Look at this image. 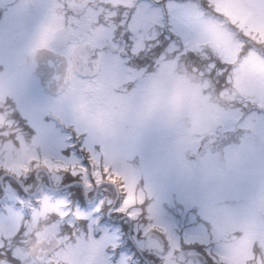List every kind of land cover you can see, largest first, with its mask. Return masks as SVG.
<instances>
[{"label": "rangeland", "instance_id": "374dc122", "mask_svg": "<svg viewBox=\"0 0 264 264\" xmlns=\"http://www.w3.org/2000/svg\"><path fill=\"white\" fill-rule=\"evenodd\" d=\"M210 1L233 22V32L227 30L229 27L221 20L214 19L196 8V4L180 3L183 5L178 15L183 26L185 25L184 28L186 27L183 29V39L188 49L201 51L212 48L209 45H213L215 52L219 49L225 59L237 63L241 59L238 52L243 51L244 44L255 41L264 45V12L251 4L243 5L241 0ZM255 1L264 8V0ZM56 23L60 28L63 27L61 19ZM145 25L149 28V25ZM140 32L143 33L141 28L138 29V35H141ZM43 34L45 38L41 37L39 44L48 45L45 28ZM1 37L3 38L2 35ZM69 37L75 38L74 35ZM212 39L214 44L210 43ZM203 41H207L205 43L208 45L203 44ZM59 47L66 56L69 54L70 48L64 44V38ZM16 55H20L19 61L23 63V56ZM171 56L162 58V63L148 76L143 70L137 72L125 69L122 61L117 62L118 66L116 63L107 62L104 63V70L112 77H108L107 81L101 80L98 75L95 76L96 79L89 81L74 74V78L79 79H73L65 88L51 93V104L56 107L59 119L69 126L65 131L71 132L75 128L74 135L83 133L86 137L85 143L92 154V163L99 166V171L92 169L95 176L93 183L106 179L104 172L107 165V177L119 181L116 183L120 194L115 203H119L122 194L126 192L127 198L123 206L132 216H137L141 202L152 196L161 185L170 187L169 178L177 182L181 194L183 191L188 193L181 177L190 174L194 178L197 166L199 169L194 181L205 190H209V187L224 186L223 189H226L228 194L236 196L235 193H241L248 198L264 192V57L255 52L243 56L231 76L232 90H225L221 94L220 103H211L209 96L204 93L207 81L199 77L192 79L178 68L179 73H175L172 67L175 59ZM85 61L86 52L76 53L75 63L88 70L89 67L83 65ZM11 64V69L15 72H22L24 66L16 67L14 63ZM118 70L119 76L123 77L120 82H123V90L120 94L111 87V81ZM1 79L0 166L3 170L14 173L20 185H25L30 192L34 191L35 195L30 198L38 197L40 202L31 221L27 223L24 246L18 249V255L23 258L31 245L46 233L54 232L62 244L47 259L48 264H107L103 246L109 242V238L94 240L83 232L78 235L74 232L73 236L76 238L69 240L61 234L63 224L57 218V214L63 215L68 211L61 201L69 200V195L55 198L48 192H42L41 187L47 183V178H50L54 187H60L63 180H69L64 176L65 168L69 171L84 172L79 159L60 156L51 147L45 149L40 142L26 137L25 130L12 119L13 105L7 106L4 103L11 97L29 119L33 118V113L22 102L20 95L10 88V82L4 77ZM129 80L137 82L135 89L125 84V81ZM106 84L110 85V90L105 92V98L99 99L100 87ZM235 90H238L239 95ZM234 97L243 104H248V107L237 112L239 106L231 104ZM58 98L61 103L56 106L54 102H57ZM187 116L191 117L190 127L186 125ZM96 125L100 127V131L94 130ZM204 132L207 134L204 135ZM11 134L13 136H10ZM105 136L115 140V143L106 141ZM202 136L206 144L200 149ZM59 140L62 142L63 137H59ZM214 147L217 148L211 150ZM135 152L141 153L149 161L136 162L133 157ZM188 154L199 156L196 166L193 163L195 160L189 159ZM32 158L36 161L33 164L28 163ZM37 168L41 170L36 171ZM84 175L89 178L87 172H84ZM67 177L79 179L80 176ZM103 184L101 183L97 192L104 189L106 185ZM15 186L18 185L14 182L13 187ZM96 189L97 187H93L87 191L89 201L96 195ZM77 190L80 194L84 191L81 186ZM113 193L107 200L114 203L115 192ZM220 197L218 196V199ZM25 204H28V201ZM18 205L16 204V208L19 210ZM75 205V201H71L69 207L74 210ZM225 207L214 206L211 210L212 231L215 233L214 251L218 253V261L228 260L230 264H245L247 258L253 257L250 242L256 240L264 252V193L258 198V210H244L241 205L235 204ZM23 209L28 213L27 206ZM51 214L54 215L53 218ZM149 214L152 216L150 222L137 223V227L143 223L145 228V238L139 242L141 247L156 252L161 257V264H194L195 261H191L193 258H185L182 253L175 255L174 249L179 251L176 237L160 218L159 209L155 205L149 206ZM68 219H71V212H68ZM223 219L226 222H223ZM19 223L18 215L13 216L8 224L0 222V234H10ZM190 224L189 220H182L180 226V233L187 241L209 240L208 230L203 227L190 228ZM152 227L158 228L166 235L169 242L166 253L154 250L155 246L165 247L159 235L150 232ZM240 230L243 231L242 234L237 235ZM244 232L249 237H244ZM255 261L251 264L260 262Z\"/></svg>", "mask_w": 264, "mask_h": 264}, {"label": "snow or ice", "instance_id": "6c2138e0", "mask_svg": "<svg viewBox=\"0 0 264 264\" xmlns=\"http://www.w3.org/2000/svg\"><path fill=\"white\" fill-rule=\"evenodd\" d=\"M145 4L148 7L161 10L159 21L151 25V34L140 39L137 38V29L133 24L136 6L133 5L131 8L134 9V12L131 15V19L128 18L127 12L124 13L125 18L119 22L116 20L119 15L118 12H113L109 17L113 25L111 40L110 43H105L103 50L108 51L114 45L115 48H111V50L113 54L118 55L123 61L125 69L137 72L143 70L145 73L155 71L159 61L169 55L194 56L193 51L186 49L184 44L183 24L178 15L183 4H168L167 18L160 7L151 3ZM99 7L103 9L104 5L101 4ZM116 7L129 8L126 5H113V8ZM36 8L40 11L45 10L43 5H37ZM70 12L71 10L69 9L65 13L66 16ZM105 15L103 11H98L96 18L98 24L102 23L107 26ZM51 19V17L43 19L41 27L47 28ZM164 28L168 29V35H164L162 32ZM169 49H171V53ZM227 63L228 61H220L221 65ZM212 67H216L215 62L212 63ZM125 84L132 89L137 87L135 80L125 81ZM19 95L22 102L31 109L33 118L29 119L19 107L13 106L12 119L19 127L25 130L28 139L40 142L45 149L51 147L60 156L67 158L76 157L79 159L80 167L84 169V172H87L90 168L99 171V166L92 163V154L88 151L85 143L86 137L83 133L74 135L76 133L75 128L71 132L65 131V128L69 126L64 125L63 121L51 111L49 107L51 104L50 96L41 93L29 99L23 86ZM8 103L15 105L16 102L9 98ZM59 137H63L62 142ZM78 153H84V155L79 156ZM64 171L72 177L80 176L82 178L81 187L84 191L77 199L78 204L75 205L74 210L69 207L71 205L70 200L61 201L68 211L63 215L57 214V218L62 224L67 223L69 229L66 232L62 229L61 234L67 236L69 240H74V232L77 235L83 232L85 235H90L94 240L108 237L109 242L105 244L103 250L107 264H161V257L156 252L146 247H141L139 243L145 238V228L143 223L140 227H137V223L141 221L147 223L152 220V216L149 214V206L151 205H155L159 209L160 218L176 237L181 249H184L180 239L182 220H189L191 222L190 228L203 227L205 230L211 229V210L215 206V202L204 196L198 195L192 200H186L175 189L161 185L152 196L141 202L137 216H132L129 210L123 206L127 198L126 192L122 194L119 203H113L111 200L100 197L94 204L89 206L86 195L88 190L93 187H99V184L104 182L115 186V180L107 177V165H105L104 172L106 179L95 184L93 183L95 176L87 178L84 172L69 171L67 168ZM0 177H6V179L0 180V194L8 201V204L0 210V222L8 224L13 216L18 215L20 217V223L15 227L14 231L10 234H0V264H27L26 259L18 255V249L24 246L28 231L27 223L31 221L35 210L40 206L39 198L31 197L28 199L30 214L26 216L23 211L25 200L19 195L17 188L13 187V183L15 182L21 189H23V186L19 184L18 180H15V174L7 170L0 172ZM16 204L21 206L19 210L16 208ZM68 212H71V219H68ZM105 213H108V215H105ZM115 217L119 219L116 220ZM125 231L133 235L131 240L125 238ZM185 242L188 243L186 240ZM204 246L207 249V246ZM256 255L254 247L253 259H255ZM145 257L148 259L146 260Z\"/></svg>", "mask_w": 264, "mask_h": 264}, {"label": "flooded vegetation", "instance_id": "af4514ba", "mask_svg": "<svg viewBox=\"0 0 264 264\" xmlns=\"http://www.w3.org/2000/svg\"><path fill=\"white\" fill-rule=\"evenodd\" d=\"M185 1L0 0V80H3L1 77L8 80L12 86L10 88L18 94L23 86L25 90L33 94L32 96L34 97L40 92L37 85H42L47 90L56 92L58 86H61V83L68 82L71 78L69 69L63 71V65L60 62L58 54V50L62 49L59 47V44L62 38H64V44L66 47L70 48V52L72 53L71 56H76L75 53L80 54L86 52V61L84 63L90 68V72H87L86 75L93 76L95 73H98L103 80L107 81V72L102 69V67L104 68V63H117L118 61V56L113 54L111 50V48H115L114 45H112L108 51L103 50L105 43H110L111 40V29L113 25L109 17L113 12L119 13L116 17L117 22L125 18V12L128 13V18L131 19V15L134 12V9L131 7L135 5L136 13L133 17V24L136 26L137 33L138 29L141 28L143 30V33L140 32L141 35H137V38L140 39L151 34V25L158 22L161 17L160 9L148 7L145 3H151L158 7H160L159 5H162L160 8L163 10L165 17L167 18L168 4L186 3ZM192 1H196L195 3L200 7L197 0ZM101 4L104 5L103 9H100L99 7ZM37 5H43L45 10H38L36 8ZM113 5H126L129 8H113ZM18 8H21L22 10H15ZM69 9L71 12L66 16L65 13ZM98 11H103L106 14L105 20H107V26L102 23H97L96 18ZM47 17L52 18L51 22L48 23L47 28H45V33L47 35L46 42L48 45H40L41 37L45 38V35L43 34L44 28L41 27V22ZM59 19H61V24H63L62 28L56 23ZM145 24L149 25V28L146 27ZM162 30L165 32L168 31L167 28ZM70 35H74L75 38H70ZM16 54H21L23 56V63L19 61L20 55L17 56ZM11 63H14L16 67H21V65L24 66L22 72L18 73L11 69ZM74 63L75 58L71 66L72 71L74 70ZM122 79L123 77L119 76L118 70L115 72V77L112 81L119 83ZM104 92L105 85L100 88V97L105 96ZM4 104L7 106L9 105L7 102ZM97 131L99 130L97 129ZM192 192L194 198L198 195L204 196L213 200L215 206H224L235 200L232 195H224V192L220 188H218L217 191L213 190V196L212 193H206V195L205 191L202 189H200L198 193L194 190ZM210 196L212 197L210 198ZM218 196H221L220 200H216ZM250 203L251 200H249V203L246 205L247 209L252 208ZM254 207L256 208V204ZM182 237L183 236H181V238ZM183 242L186 243L184 238ZM192 242H197L196 244L202 248V243H213L215 241L193 239ZM194 247L199 249L197 246ZM154 250L160 252L156 249V246L154 247ZM182 250L185 258H193L191 261H195L194 264H213V262L214 264H218L216 261L204 257L200 251H189V248L185 246ZM178 253L180 252H176L175 255H178ZM145 259L147 260L148 258L145 257ZM222 264L230 263L222 262ZM245 264H251L250 258H247Z\"/></svg>", "mask_w": 264, "mask_h": 264}, {"label": "water", "instance_id": "95a60500", "mask_svg": "<svg viewBox=\"0 0 264 264\" xmlns=\"http://www.w3.org/2000/svg\"><path fill=\"white\" fill-rule=\"evenodd\" d=\"M59 245L58 239L51 233L46 238L38 241L30 249V254L25 258L27 264H42L45 256Z\"/></svg>", "mask_w": 264, "mask_h": 264}]
</instances>
